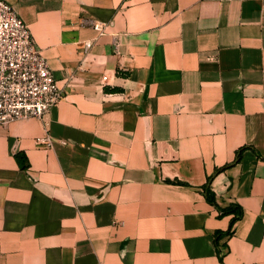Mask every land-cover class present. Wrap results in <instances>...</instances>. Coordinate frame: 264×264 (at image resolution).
<instances>
[{"label":"crops","instance_id":"obj_1","mask_svg":"<svg viewBox=\"0 0 264 264\" xmlns=\"http://www.w3.org/2000/svg\"><path fill=\"white\" fill-rule=\"evenodd\" d=\"M4 1L61 98L0 125V264H221L242 147L222 261L264 264V0Z\"/></svg>","mask_w":264,"mask_h":264},{"label":"built area","instance_id":"obj_2","mask_svg":"<svg viewBox=\"0 0 264 264\" xmlns=\"http://www.w3.org/2000/svg\"><path fill=\"white\" fill-rule=\"evenodd\" d=\"M98 32L102 25H94ZM61 98L50 69L15 10L0 0V125L41 119ZM36 143L51 149L48 135Z\"/></svg>","mask_w":264,"mask_h":264},{"label":"trees","instance_id":"obj_3","mask_svg":"<svg viewBox=\"0 0 264 264\" xmlns=\"http://www.w3.org/2000/svg\"><path fill=\"white\" fill-rule=\"evenodd\" d=\"M246 147H242L240 149L237 150L236 152V156L235 159L232 163L221 167V168H217L214 170L213 174L211 176H209L207 178L206 183L203 185V193L205 195V199L208 203H210L211 205H213L217 211H218V217H224V216H231L230 220H229V225L228 228L225 231H216L214 233L213 236V244L216 250V254H217V258L218 261L223 264L222 261V254H221V247L222 245L219 244L220 240L223 238H229L232 234H233V226L236 223V221L240 220L243 216V211L242 208L235 204V203H231L226 207H219L216 202H215V196L214 193L210 190V182L211 180L214 178V176H216L217 174L221 173L224 169H226L228 166H230L233 163H237L239 162L240 158H241V154L243 152V150ZM16 158L18 159V162H20V157L16 156ZM21 168H26L25 164L21 165ZM174 183L179 184L178 181H175Z\"/></svg>","mask_w":264,"mask_h":264}]
</instances>
